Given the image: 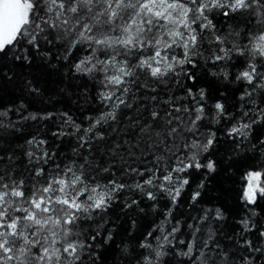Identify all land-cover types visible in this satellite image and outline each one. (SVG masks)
I'll list each match as a JSON object with an SVG mask.
<instances>
[{"label": "snow or ice", "instance_id": "obj_1", "mask_svg": "<svg viewBox=\"0 0 264 264\" xmlns=\"http://www.w3.org/2000/svg\"><path fill=\"white\" fill-rule=\"evenodd\" d=\"M21 44L63 48L59 59L95 95L85 89L90 113L79 122L68 112H28L23 102L0 108V264H98L115 243L109 212L121 196L122 209L144 212L151 202L163 211L137 239L136 264H161L185 223L176 251L185 264H264V226L252 220L264 167L241 177L249 215L227 243L213 226L223 211L197 207L204 179L189 201L197 215L175 219L190 177L216 171L202 159L218 140L210 125H230L221 131L236 154H264V139H250L264 124V0H0V53ZM199 80L209 87L197 88ZM217 82L242 89L234 103L227 88L215 98ZM47 121L57 122L50 133L36 123ZM66 138L72 146L61 151ZM130 239L120 240L125 253Z\"/></svg>", "mask_w": 264, "mask_h": 264}, {"label": "trees", "instance_id": "obj_2", "mask_svg": "<svg viewBox=\"0 0 264 264\" xmlns=\"http://www.w3.org/2000/svg\"><path fill=\"white\" fill-rule=\"evenodd\" d=\"M46 53L48 55H45ZM63 54V48L51 47L50 45H42L39 53L31 48L25 51L23 44L18 49L9 48L6 52L0 53V108L15 107L23 102L28 112H68L78 122L82 121L84 116L90 113V109L85 104L87 99L85 89L87 88L94 96L95 87L86 78H73L68 72L69 65L63 59H59ZM17 56L21 59H16ZM24 56H29L30 61L23 59ZM207 79L214 80L212 77ZM29 81L39 90L38 93L28 90L26 84ZM196 87L207 88L209 85L205 80H199ZM225 88L228 89L225 92L227 103L231 105L242 89L238 85L217 82L213 89L216 99L220 98L219 94ZM234 89L235 91H233ZM176 94L180 95L181 93L177 92ZM214 102L213 100L212 103ZM229 111H234V109L229 107ZM26 114L27 112H25ZM10 116L12 119L18 118L15 114H10ZM36 123L40 124L41 131L45 127L48 128L49 133L57 126V122L54 121ZM227 127H230V125L223 121L219 125L209 126L210 130L216 131L218 140L216 146L205 153L202 159L205 163L209 159L214 160L216 171L207 173V170L204 169L191 176V184L182 194L180 206L175 212V219H186L191 222V216L197 215V208H189L191 192L204 179L205 184L201 189V197L197 207H218L223 211L224 219L217 221L213 226L221 230L218 233V238H221L224 243H227V237L238 231L239 226L236 221L245 215H249L240 199L245 184L241 177L249 169L259 170L264 167V164L261 163V161H264V154L260 151L255 153L248 151L239 154L234 152L233 146L224 138V132L221 131ZM29 130L35 131V124L32 121L26 122L25 131ZM250 139L252 144H258L260 140L264 139V124L253 126ZM71 146L66 138L61 151H66ZM123 199L124 197L121 196L109 212L114 224L110 222L108 226L110 228L115 226L117 229L114 233L115 243H110L109 246H105L100 250L98 264H136L137 254L143 252L138 247L137 239L142 238V233L146 234L153 225L160 224L163 219V211L153 213L151 202L140 205L145 209L144 212L137 209L129 211L122 209L120 202ZM167 206V199L161 198L159 208L165 210ZM255 212L257 215L252 217V220L258 228L264 226V199L258 201ZM134 220L136 225L133 229ZM205 227L207 228V225ZM187 231V223H185L182 226V231L177 234V247L169 249V254L162 258L161 264H185V258L177 256L176 251L185 247L179 245L178 241L186 238L184 233ZM129 233H131L132 239L125 241L128 245V251L125 253L122 251L124 245L120 244V240ZM156 235H160V233H156ZM256 235L257 233L254 231L252 237L255 238Z\"/></svg>", "mask_w": 264, "mask_h": 264}, {"label": "rangeland", "instance_id": "obj_3", "mask_svg": "<svg viewBox=\"0 0 264 264\" xmlns=\"http://www.w3.org/2000/svg\"><path fill=\"white\" fill-rule=\"evenodd\" d=\"M245 184H246V181H245Z\"/></svg>", "mask_w": 264, "mask_h": 264}]
</instances>
